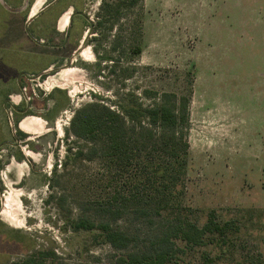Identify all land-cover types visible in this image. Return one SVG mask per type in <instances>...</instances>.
Here are the masks:
<instances>
[{
  "label": "rangeland",
  "instance_id": "rangeland-1",
  "mask_svg": "<svg viewBox=\"0 0 264 264\" xmlns=\"http://www.w3.org/2000/svg\"><path fill=\"white\" fill-rule=\"evenodd\" d=\"M66 1L77 33L61 50L26 40L48 13L27 34L0 21V264L49 248L66 264L114 261L119 253L108 245L70 229L78 206L100 197L107 179L68 124L88 103L115 110L133 97L144 103L146 89L191 91L183 203L199 226L214 211L238 228L232 255L219 264H264V0H144L138 56L131 22L93 31L102 0ZM61 16L47 18L41 34H51ZM55 33L62 44L65 31ZM78 37L86 42L72 55ZM31 51L54 62L37 78L42 64L27 63ZM216 248L203 249L214 256ZM200 251L182 259L196 264Z\"/></svg>",
  "mask_w": 264,
  "mask_h": 264
},
{
  "label": "trees",
  "instance_id": "trees-1",
  "mask_svg": "<svg viewBox=\"0 0 264 264\" xmlns=\"http://www.w3.org/2000/svg\"><path fill=\"white\" fill-rule=\"evenodd\" d=\"M143 2L102 0L93 31L108 26L109 33L120 20H128L134 34L132 53L140 55L138 15ZM190 95L146 89L144 103L133 97L115 110L93 102L73 112L67 132L89 145L86 156L101 161L107 185L100 197L78 206L70 229L119 253L110 264H194L182 259L194 250H202L196 264H219L233 253L238 228L232 222L220 223L214 211L199 226L194 211L183 203ZM121 223L128 227H119ZM208 246L217 247L218 254L203 249ZM8 264L66 263L49 248Z\"/></svg>",
  "mask_w": 264,
  "mask_h": 264
},
{
  "label": "crops",
  "instance_id": "crops-1",
  "mask_svg": "<svg viewBox=\"0 0 264 264\" xmlns=\"http://www.w3.org/2000/svg\"><path fill=\"white\" fill-rule=\"evenodd\" d=\"M38 9V10H37ZM74 9V4L68 3L66 0H0V21H6L8 20L15 29L19 28V30L25 28V32L27 34V28L33 22H36L41 18L45 13H48L47 18H54L59 17L61 15H64L67 12H71L69 25L64 30L65 33L71 28L72 30V23L74 21L75 14L72 13L71 10ZM34 10H37V14L35 16H32V12ZM7 11V12H6ZM79 14V13H78ZM81 17H83L82 13L79 14ZM62 17V16H61ZM86 21L87 19L83 17ZM44 20V19H43ZM44 20V21H45ZM60 20V18H59ZM59 20H57L56 24L54 25V30L52 29V33L48 36L52 38V44H46V37L48 36L41 34L44 31L42 30V26H44V21H40L39 23H36V26L34 28V33L36 37H32V39L26 38L28 41V44L32 42V44L35 46L38 45L39 47H48L53 50H57L52 48L51 46H57L56 43V37L54 36V33L57 32V34H62L64 31L59 30ZM27 25V27H26ZM48 29L46 28V31ZM48 31V32H51ZM56 35V33H55ZM65 36V35H64ZM80 37V34H79ZM21 42H24V36H20ZM82 40V38H79V40ZM36 52H30V58L28 59V62L30 66L39 65L42 64V67L40 71L37 73L35 77L40 76L41 74H44L45 70H47L49 67H52L54 62L51 60H48L47 57L39 54H35ZM43 56V57H42ZM49 61V63H48ZM43 62V63H41ZM49 70V69H48ZM33 75V73H32ZM33 79V78H32Z\"/></svg>",
  "mask_w": 264,
  "mask_h": 264
},
{
  "label": "flooded vegetation",
  "instance_id": "flooded-vegetation-1",
  "mask_svg": "<svg viewBox=\"0 0 264 264\" xmlns=\"http://www.w3.org/2000/svg\"><path fill=\"white\" fill-rule=\"evenodd\" d=\"M38 10V9H37ZM37 10H34L32 12V16H35L38 12ZM70 15H71V12H67L65 13L64 15H62V17L60 18L59 20V30L60 31H64L68 25H69V20H70ZM77 33L76 30H71V28L65 33V36H64V41L62 44L60 45H57V46H51L52 48L54 49H57V50H61V49H64L66 47H70L73 45L74 43V40H75V34ZM79 37L78 39L76 40V43H79ZM80 45L76 47L75 51L72 53L73 54H76V55H79V51L84 47V45L81 44V42L79 43ZM82 56H84V60H88L86 59L87 58V54L84 53V55L82 54ZM67 60L68 61H71V63H73V60L71 59V53L69 56H67ZM25 121H22L19 125V128L21 131H28L27 127L25 126Z\"/></svg>",
  "mask_w": 264,
  "mask_h": 264
},
{
  "label": "water",
  "instance_id": "water-1",
  "mask_svg": "<svg viewBox=\"0 0 264 264\" xmlns=\"http://www.w3.org/2000/svg\"><path fill=\"white\" fill-rule=\"evenodd\" d=\"M87 21H88V19H87ZM88 22H89V21H88ZM26 27H27V25H26ZM85 42H86V37H83V38H82V42H81V44H82V45H85ZM36 78H37V77H36Z\"/></svg>",
  "mask_w": 264,
  "mask_h": 264
}]
</instances>
